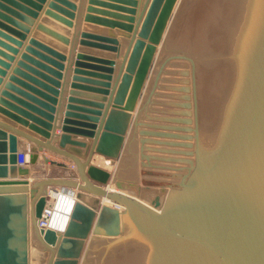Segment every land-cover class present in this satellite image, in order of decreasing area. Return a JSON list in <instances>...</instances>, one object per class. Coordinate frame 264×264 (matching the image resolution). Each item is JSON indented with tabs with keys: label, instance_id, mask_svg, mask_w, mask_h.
Segmentation results:
<instances>
[{
	"label": "water",
	"instance_id": "95a60500",
	"mask_svg": "<svg viewBox=\"0 0 264 264\" xmlns=\"http://www.w3.org/2000/svg\"><path fill=\"white\" fill-rule=\"evenodd\" d=\"M73 2L52 0L48 8L55 13L47 10L45 15L70 26ZM96 3L106 9L94 7ZM136 4L87 0L84 22L104 26L95 30L105 34L80 33L81 46L90 44L101 51H93L98 57H93L92 69L82 70L78 66L84 49L78 48L55 144L47 139L62 55L30 39L22 61L0 91V264H30L31 238L48 251L44 264H264V0H147L139 27L130 37ZM31 7L39 5L35 0H0V28L22 37L13 28L27 30L25 24L35 15ZM115 34L122 46L129 42V47L111 106L98 125L109 93L113 55L108 52L117 48ZM161 43L191 62L196 141L192 176L174 188L178 195L156 212L139 201L142 188L135 182L115 177L114 171L91 160L93 154L119 160ZM78 73L91 79L77 83ZM71 134L93 139L87 143ZM16 135L28 142L27 164L41 157L44 164L65 166L41 153L47 150L69 160L75 175L31 182L18 177L29 169L16 164ZM110 183L116 190L108 188ZM53 184L66 185L75 195L62 230L37 225L49 191L55 190ZM131 188L138 191L132 193ZM150 203L160 206L157 196ZM106 212L112 216L110 231L100 226ZM119 214L130 221L119 237L98 236L119 232Z\"/></svg>",
	"mask_w": 264,
	"mask_h": 264
},
{
	"label": "rangeland",
	"instance_id": "374dc122",
	"mask_svg": "<svg viewBox=\"0 0 264 264\" xmlns=\"http://www.w3.org/2000/svg\"><path fill=\"white\" fill-rule=\"evenodd\" d=\"M161 45L147 76L119 158L128 160L123 166L124 171L116 173L119 160L109 161L107 165L101 163L114 171L115 177L135 182L141 187V195L144 191L145 200L153 199L157 193L165 198L166 189L171 192L178 188L188 170L193 167L190 166L191 159H195L191 62L187 57ZM106 160L103 159V162ZM131 191L136 192L138 189L131 188ZM125 222L127 224H122L117 234L98 236L117 239L130 223L129 220ZM107 227H103L104 230L110 231L111 227ZM45 251L32 243L31 264H38Z\"/></svg>",
	"mask_w": 264,
	"mask_h": 264
},
{
	"label": "crops",
	"instance_id": "0c3cea01",
	"mask_svg": "<svg viewBox=\"0 0 264 264\" xmlns=\"http://www.w3.org/2000/svg\"><path fill=\"white\" fill-rule=\"evenodd\" d=\"M51 1L52 0H35V2L37 3V5H39V7L37 9L34 7L30 8L31 10L35 11V15L31 17V23L25 24L27 26V30H21V29L12 27L18 33H20L22 37H19L14 34H9L8 32L0 28V33H1L0 34V91L5 88L4 84L8 81V77L12 75L13 69L16 68L17 62L22 61L21 54L26 53L25 47L29 45L30 39H35V41H37L38 43L44 44V45L48 44L53 49H55L57 53L62 55V58H59V62L62 65L61 69L58 70L60 73V76L56 78L59 83V86L57 88V94L55 96L56 101L53 104V109H54L52 112L53 118L50 121L51 129L49 130V132L51 136L49 137V139H47V141L55 144V142H57L59 138L58 137L59 134L61 133V130H60L61 121L63 118V112L65 111V105L67 103V98L69 96L68 92L70 89V83L72 82L71 79H72V76L74 75L73 68L75 67L74 65L76 61L75 55L78 51V48L83 47L84 49L81 52L83 55V58H80L79 60L81 64L78 66L79 69H82V70L92 69L90 68V65L95 64L94 60L92 59L93 57L97 55L93 51H101L99 50V48H95L94 45L83 44L81 46V44H79L80 33L83 30H85V31H88L87 33H91L95 35H104L105 32L100 31V30H95V29H105V27L99 24L92 23V22H84L83 18H84L85 9L87 6V0H74L73 3L75 5V8L72 11L73 17L69 19V21L71 22L70 26H66L62 23L60 24L53 18L45 15V12L49 10L48 4ZM97 1H106V0H97ZM136 2L137 4L135 6V14L133 15L134 20L132 23L133 29L129 33L130 37L131 35L134 34L135 31H137L139 27V22L141 20V17L143 16L147 0H136ZM94 7L98 9H106L101 6H98V3H96ZM49 11H52V10H49ZM43 19H47V21L60 25V27L67 29L68 33L65 34L58 30H55L47 22H44ZM115 29L116 28H113V30ZM2 33L4 35L11 37V39H14L15 41H17V43H13V42L6 40L2 36L3 35ZM115 39L117 40L116 50H113V52H108V53H112L111 55H113L111 58L112 65L109 66L111 68V72H110L111 77L109 79V88H108L109 93L105 95V99L102 102L103 104V108L101 109L102 115L100 116V120H99L100 122H97L98 125L101 124L107 107L111 106L114 87L118 79L120 66L122 63V58H123L124 53L127 51V48L129 47V42L127 43L126 46L125 45L122 46L121 38L116 34H115ZM87 41H95V40L88 39ZM120 47H121V50L119 54ZM26 55H28L31 59L40 61L38 58L34 56V54L28 53ZM23 63H25L29 67H32L34 69H37L38 71H41L38 68V66L31 63L29 60H24ZM19 69L23 73H26L27 75L35 77L32 72L26 70L25 68H19ZM76 75L78 77L76 82L80 84H87V82L84 81V79H91L90 76L84 73H78ZM18 79H20L21 81L22 80L26 81L20 77ZM13 85H15V87H17L18 89L25 91L24 88L20 86V84L15 83ZM8 91H10L11 93H14V91H11V90H8ZM75 91L83 92L84 90L80 88H76ZM15 95L17 94L15 93ZM18 125L19 124L15 125V127L18 128L19 127ZM6 131L8 134L10 133L8 130ZM15 137H16V147H17L16 151L17 152L26 151L28 142L21 136L16 135ZM71 137L74 139L85 141L87 143H90L93 139V138L76 135V134H71ZM41 153L46 155L50 159L63 163L65 166L62 167V166H58L54 164H44L41 157H39L38 161L35 164L30 165L26 163L25 165L21 166V167H25V166L28 167L29 172L26 175H22L18 177L26 178L29 182H31L33 180L41 179L43 177L69 178L75 175L74 167L71 168L70 166L71 163L65 157L56 155L47 150H43ZM91 162L103 168L105 167L102 166L101 163L102 164L105 163L106 165L109 164L108 161L103 162V157L97 154H93ZM105 169L112 171L110 168H105ZM52 187L55 190H58V189L66 190L67 189L66 185H60V184H53ZM53 199L54 197L49 195L47 201H52ZM107 207L112 208L111 205H107ZM32 243L34 245L36 242L34 239L31 238V244ZM48 254L49 253L47 250L43 252L42 260L38 264H44L45 260L48 257ZM30 264H31V253H30Z\"/></svg>",
	"mask_w": 264,
	"mask_h": 264
},
{
	"label": "bare ground",
	"instance_id": "6f19581e",
	"mask_svg": "<svg viewBox=\"0 0 264 264\" xmlns=\"http://www.w3.org/2000/svg\"><path fill=\"white\" fill-rule=\"evenodd\" d=\"M167 32V31H166ZM166 35V34H165ZM165 64V63H164ZM147 88V87H146ZM194 112V107H193V110H192V113ZM189 117V116H188ZM193 117V116H191ZM194 123V122H193ZM195 124V123H194ZM194 132H195V127L193 128ZM192 130V131H193ZM194 140H195V135H194ZM196 141V140H195ZM127 153V152H126ZM125 153V154H126ZM124 157V156H123ZM104 159V158H103ZM108 161V159L106 160ZM105 161V162H106ZM121 161V162H120ZM109 162V161H108ZM128 162L127 159H123L121 158L119 160V164L117 166V170H116V173L120 174L122 173V171H124L123 169V166L125 167V163ZM130 163V161H129ZM194 163V164H193ZM194 165H195V159L194 157L191 159V164L190 166H193L191 167L192 169H189L188 170V174L186 175V177L183 178V181L182 183H186L189 181L190 177L192 176L193 172H194ZM115 173V174H116ZM117 174V175H118ZM116 176V175H115ZM132 177V176H131ZM67 189L66 190H63V189H58V190H55V191H49V195L50 196H53L54 197V200L53 201H50L48 202V206L47 208H49V215L47 217V225L53 229H57V230H62V228L66 225V223L68 222L69 220V213H70V210L73 206V203L75 201V195H74V191L68 187H66ZM108 188L109 189H114L116 190L115 186L113 184H109L108 185ZM176 190H172L171 192H168V190L166 189V192L165 194H167V196L165 198H161L159 196V194L157 193L156 196L159 198V201H160V206H157V207H153V205L150 203L151 199L149 200H145L143 197L145 195V192L143 191V195L138 198L139 201L143 202L145 205H147L149 208L155 210L156 212H161L162 209H161V206H164V205H168L177 195L178 193L175 192ZM124 193H129L127 191H123ZM133 193V192H132ZM177 193V195H176ZM103 201V204L104 205H111L112 204L107 201V200H102ZM113 207V206H112ZM116 209H118V211H122V207H117ZM109 213L111 212H106L105 213V221L103 223H101L100 226L105 227L108 225V227H112L113 225V222H112V216L109 215ZM119 221V228L121 229V226L122 224L125 226V224H127V219L125 216L119 214L118 218H117ZM112 222V223H111ZM129 223V222H128ZM107 227V228H108ZM123 228V227H122ZM125 229V228H124ZM123 229V230H124ZM121 234V233H120ZM118 237V236H117Z\"/></svg>",
	"mask_w": 264,
	"mask_h": 264
},
{
	"label": "built area",
	"instance_id": "2783aa9c",
	"mask_svg": "<svg viewBox=\"0 0 264 264\" xmlns=\"http://www.w3.org/2000/svg\"><path fill=\"white\" fill-rule=\"evenodd\" d=\"M27 154H28V150L26 149V151H18L16 153V163L20 166H23L27 163ZM110 161V160H108ZM111 163V161H110ZM71 168H73V165H70ZM48 204L45 206V208L42 211L41 217L38 219L37 221V225L38 227L41 228H45V227H49L47 225V217L49 215V208H47Z\"/></svg>",
	"mask_w": 264,
	"mask_h": 264
}]
</instances>
